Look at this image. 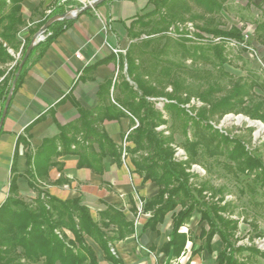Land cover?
<instances>
[{
    "label": "trees",
    "instance_id": "trees-1",
    "mask_svg": "<svg viewBox=\"0 0 264 264\" xmlns=\"http://www.w3.org/2000/svg\"><path fill=\"white\" fill-rule=\"evenodd\" d=\"M22 1L0 0V115L33 33L49 17L69 9L54 3L45 14L35 8L30 19L41 18L29 29L22 44L18 37L26 23L21 15ZM226 1L146 0L142 13L127 16L128 24L124 23L125 19L121 20L130 42L125 53L118 55L114 81L108 78L99 83L97 103L92 109H84L69 97L78 111L77 119L59 125L57 135L43 138L34 154L27 155V184L36 191V196L30 200L17 194V148L18 144L28 146L27 139L18 136L10 166L8 194L0 203V264H99L85 236L100 247L105 259L113 264H124L111 251L115 242L135 231L134 220H128L123 212L124 203L106 204L98 211V218L93 219L88 206L79 197L60 199L40 187L50 165L56 164L53 158L64 153L77 154L78 167H87L99 174L105 168L106 156L117 165L128 157L132 171L142 181L156 184L155 194L138 198L141 212L148 214L143 229L155 230L171 212L168 239L158 248L167 262L185 251L187 241L192 242L191 254L203 249L211 252L214 236L222 244L216 255L217 264H257L256 256L264 258V250L254 243L238 242V218L230 216L232 205L225 200L223 188L190 170L197 164L209 173L213 166L208 164L211 158L242 183L240 194L247 190L252 203L264 211V151L252 147L243 136L215 125L228 113H240L264 123V95L256 97L253 92L254 87L264 90V78L249 67H244L246 76L235 78L223 66L230 64L225 44L211 40L202 42L203 34L243 42L241 28L220 29L210 19L224 9ZM66 2L71 3L70 0ZM262 4L264 0H246V6ZM149 5L152 8L146 9ZM194 7H199L201 12L194 11ZM73 19H59L48 26L44 39L31 47L12 94L26 70L43 55L51 41L72 24ZM198 20L203 23L199 24ZM186 21L192 23V29L184 25ZM254 23L253 39L264 46V20L257 19ZM10 50L19 52V56L16 58ZM186 58L193 63L199 59L212 63L216 72L228 78V83L222 85L213 78L205 86L189 87L188 77L184 75ZM101 61L92 63L89 69ZM192 72L196 73L195 70ZM192 97L198 99L199 104L186 107ZM158 98L163 99L162 108L155 105ZM126 114L130 115L132 128L124 140L130 144L117 145L102 122ZM42 117L39 115L24 128L27 136L32 125ZM177 130L183 138L180 143L175 139ZM252 130L253 127H246L248 136ZM178 149L182 150L179 154ZM63 181L58 178L55 183ZM257 193L260 200L255 198ZM125 201L135 216L138 211L136 200L127 194ZM194 213L199 215V221L205 222L198 235L202 244L196 248L190 230H181ZM263 235L261 231L255 233L256 237ZM150 248L155 249L154 246ZM245 251L247 254H243Z\"/></svg>",
    "mask_w": 264,
    "mask_h": 264
},
{
    "label": "crops",
    "instance_id": "crops-1",
    "mask_svg": "<svg viewBox=\"0 0 264 264\" xmlns=\"http://www.w3.org/2000/svg\"><path fill=\"white\" fill-rule=\"evenodd\" d=\"M70 1L71 3H60L59 0H23L21 15L26 23L21 27L20 40L28 35L29 29L41 18L37 16L30 19L35 8L47 14L53 3L63 4L69 9L75 7L76 2ZM145 5L146 0H106L95 8L81 12L26 70L19 86L11 95L0 129V203L8 194L10 166L18 136L25 137L28 146L18 144L17 148V194L30 200L36 196V191L27 184V155L34 154L43 138L57 135L59 125L77 119L78 111L69 97L84 109H92L96 105L99 83L108 78L114 81L118 71V55L125 53L115 55L111 48L126 50L130 42L121 20L132 14L142 13ZM148 8L149 6L146 7ZM103 20L106 29H103ZM128 22L129 19H125L124 23ZM26 24L30 25L27 27ZM96 61L101 62L90 70L89 66ZM39 115L43 117L32 125L27 136L24 128ZM102 125L114 143L130 144L124 140L132 128L129 114L117 119H105ZM53 159L56 164L50 165L46 179L40 184L48 193L60 199L79 197L88 206L93 219L98 218V211L106 204L124 203L123 212L128 220H134L135 229L132 235L114 244L115 254L124 264H168L158 248L168 239L171 212L165 215L163 222L157 224L155 230L143 229L148 214L141 212L134 216L130 204L125 201V195L131 194L135 200L136 197H150L157 192V186L152 181H142L132 171L133 166L128 157L117 165L106 156L105 168L100 174L87 167H78V156L75 153H64ZM58 178L64 181L56 184ZM85 240L94 249L99 264H113L104 258L102 250L90 237L85 236ZM198 240L196 244L193 239L194 248L202 244L201 239ZM191 246L192 242L187 241V252L178 256L180 264H217L216 255L221 249H217V244L214 250L211 242V252L203 249L195 254H191ZM256 259L257 263L262 260L264 264L261 256H256Z\"/></svg>",
    "mask_w": 264,
    "mask_h": 264
},
{
    "label": "rangeland",
    "instance_id": "rangeland-1",
    "mask_svg": "<svg viewBox=\"0 0 264 264\" xmlns=\"http://www.w3.org/2000/svg\"><path fill=\"white\" fill-rule=\"evenodd\" d=\"M149 8H152V5H149ZM194 11L201 12V9L199 7H194ZM207 17L209 18L210 16ZM211 17L212 18L210 19H212V23L216 24L220 29H228L230 26L241 28L243 42L231 37H221L218 35L206 34L208 39L213 36L220 37L217 41L212 39L211 41L213 43L220 42L225 44L226 53L230 59V64L223 65L225 70L232 73L236 78L238 76H246V70L244 67H249L250 69L254 70L256 74L264 78V46L253 39L255 20H264V4L258 7L253 5L246 6V0H227L225 2L224 9ZM197 22L201 24L203 23V20H198ZM190 24L192 25L190 21L184 22V25L186 26ZM29 25L30 24H26L27 27ZM20 33L21 32L19 31V39L22 37ZM202 42L208 41L203 40ZM246 44L248 48H244ZM10 51L14 55L17 53H14L12 50ZM175 57L178 58V55ZM184 64V68H186L184 75L188 77L189 87L194 88L198 85L205 86L206 83L208 81H212L213 78L222 85L228 83V78L220 75L219 72H216V69L212 63L204 59H199L193 63L191 62L190 58H186L184 59ZM193 70H195L196 73H193ZM190 73L193 75H189ZM168 89H170V87H168ZM253 92L256 97L264 95V90L258 87H254ZM162 101V98H158L155 102V105L158 108H162ZM193 103L198 105V99L192 97L190 103L186 104V107H189V105ZM260 123L262 122L259 120L250 119L248 116L240 113H228L225 114L215 125L216 127L225 129L230 133H236L240 136H243L252 147L257 146L264 151V123H262L263 126H261ZM248 126L253 127L250 136H248V131H246V127ZM175 139L177 143L182 142L183 138L179 130H177L175 133ZM180 152H182V150L178 149L177 153L179 154ZM210 163H212L213 166L209 173L205 172V168L202 165L197 164L192 165L190 170L197 171L202 175L203 179H209L214 186H221L223 188L225 200H229L232 205L231 211H229L230 216L238 218V229L236 231V236L239 238L238 242L253 244L254 239L264 236H255L256 232H264V211L259 206H256L254 203H252L251 194L247 190H245L246 192L244 194H240L239 187L242 185V183L240 184L237 182L230 172L224 170L220 164H216V162H214L211 158L208 161V164ZM255 198L256 200H260L258 193ZM204 226L205 222L199 221V215L194 213L189 223L186 224V226H183L181 230L186 232L190 230L193 238L196 240L195 243L198 244V239H200L198 238L200 228ZM215 238L216 241L214 240ZM251 238L253 239L251 240ZM216 244L217 249H220L221 242L218 240L217 236H214L212 239L214 250ZM186 252L187 250L184 253ZM243 254H247V252L245 251ZM257 260L258 259H256V261ZM257 264H263V261L260 260V263Z\"/></svg>",
    "mask_w": 264,
    "mask_h": 264
},
{
    "label": "water",
    "instance_id": "water-1",
    "mask_svg": "<svg viewBox=\"0 0 264 264\" xmlns=\"http://www.w3.org/2000/svg\"><path fill=\"white\" fill-rule=\"evenodd\" d=\"M105 0H91L90 3H87L86 5H83L79 8H76L75 12H73L72 10L68 9L62 13H56L54 15H52L51 17H49L41 26L40 28L35 32V34L31 37V41H30V44L28 46V48L26 49V52L23 56V58L21 59V61L19 62L18 64V67H17V70L14 74V77H13V80L11 82V86L9 88V91L7 93V96H6V99H5V102H4V106H3V109H2V112H1V115H0V129H1V126H2V123H3V119L5 117V114H6V111H7V108H8V105H9V102H10V99H11V95H12V91H13V88H14V84L16 82V79L19 75V72L23 66V63L31 49V47L37 43L39 41V36L42 35L45 30L48 28V26L53 22V21H56V20H59V19H64V18H74L76 15L80 14L81 12L85 11V10H88V9H91V8H95L98 4H100L101 2H103ZM74 9V8H73ZM261 126L262 123H260Z\"/></svg>",
    "mask_w": 264,
    "mask_h": 264
},
{
    "label": "built area",
    "instance_id": "built-area-1",
    "mask_svg": "<svg viewBox=\"0 0 264 264\" xmlns=\"http://www.w3.org/2000/svg\"><path fill=\"white\" fill-rule=\"evenodd\" d=\"M65 1H67V0H59V2L60 3H63V2H65ZM72 1H75L76 2V5H75V7H72V8H70V10H72L73 12H75L76 10V8H79V7H81V6H83V5H86L87 3H90V1L91 0H72ZM74 8V9H73ZM189 29H192V25L190 24V25H188L187 26ZM103 29H106V23H105V21L103 20ZM45 35L46 34H42V35H40L38 38H39V40H43L44 39V37H45ZM208 36L206 35V34H203V40H212V39H214V40H219V38L220 37H211V38H207ZM21 41H22V43L24 42V39L23 38H21ZM244 47H247L248 48V46H244ZM11 52V51H10ZM111 52L112 53H114L115 55H117L118 53H124L125 52V49H122V48H118V47H113V48H111ZM12 53V52H11ZM19 56V52H17L16 54H15V57H18ZM1 79V78H0ZM136 202H137V209H138V211H137V213L139 214V213H141V201L139 200V198L138 197H136ZM253 243L258 247V248H260V249H264V236L263 237H261V238H257V239H254L253 240ZM111 251L113 252V253H115V251H114V249L113 248H111ZM180 257H177V258H172V259H169V261H168V264H180V259H179Z\"/></svg>",
    "mask_w": 264,
    "mask_h": 264
},
{
    "label": "bare ground",
    "instance_id": "bare-ground-1",
    "mask_svg": "<svg viewBox=\"0 0 264 264\" xmlns=\"http://www.w3.org/2000/svg\"><path fill=\"white\" fill-rule=\"evenodd\" d=\"M259 127H260V125H259Z\"/></svg>",
    "mask_w": 264,
    "mask_h": 264
}]
</instances>
